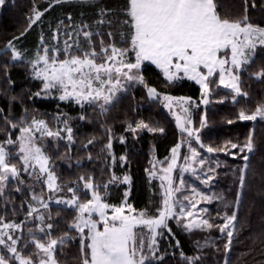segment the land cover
Returning <instances> with one entry per match:
<instances>
[{
  "label": "trees",
  "instance_id": "16d2710c",
  "mask_svg": "<svg viewBox=\"0 0 264 264\" xmlns=\"http://www.w3.org/2000/svg\"><path fill=\"white\" fill-rule=\"evenodd\" d=\"M33 7L43 12V15L29 28L28 18L33 14ZM126 7L127 0H92V3L71 0L70 3L61 4H54L53 0H6L0 6V142L9 137L16 140L20 133L19 127L27 126L33 118L44 120L51 130L62 129L63 133L57 138L39 139V145L50 158L51 171L57 178L59 190L49 191L41 184L37 191L53 200L72 197L73 193L68 188L78 189L76 195L80 197V202H86L90 195L83 185L91 178L93 185L99 186L100 194L107 191L106 199L110 204H120L128 189L127 199L132 207L138 212L147 209L148 215L154 216L157 214L156 209L162 206L163 197L158 181L149 177L150 168L154 161H167L171 149L188 137L187 132L176 125L177 116L164 105L162 96L188 97L192 101H200V87L183 76V79L169 83L160 69L143 63L141 74L149 87L156 88L159 97L149 98L147 88L136 83L128 87L127 91H120L113 103L105 106L107 110L102 111L99 107L101 102L81 106L72 101H60L57 97L35 96L43 84L34 78L31 64L28 63L31 56L44 46L63 49L69 32L73 33V39L68 42L73 43V40L78 39L81 45H85L82 32L93 33L92 40L97 51L101 40L106 45L115 43L118 48H129L131 30L123 23L127 19L124 12ZM101 8L106 9L104 14H101ZM245 9L249 22L264 27V0H218V11L222 17L238 19L244 15ZM69 15L71 20L68 19ZM84 25L87 27L84 28ZM77 32L81 33L78 37ZM110 32L113 34L111 38L108 36ZM121 34L127 43L122 40ZM53 35H57V38L53 39ZM14 37L19 39L15 40ZM9 41L18 43L25 55L23 58L12 61L11 50L6 48ZM129 54L133 61L135 54L132 51ZM223 54V51L219 53L221 57ZM63 58L61 55L60 59ZM261 69H264V47L258 46L253 62L240 74L241 90L248 95L237 96L234 101L235 94L221 87L219 74L216 73L209 77L210 81H215L209 85V103H198L192 112L193 129L198 130L200 138L199 142L193 140L192 143L201 152L209 168L215 169V172L210 173L215 179L205 186L213 199L204 202V207L209 211L203 212V217L214 225H221L225 213L231 215L236 212L231 251L225 253L227 236L217 227L186 231L177 225L175 219H170L168 226L172 230L171 234L165 230L164 236L159 238L157 255H162L163 260H153L152 264H188L185 257L196 256L200 257L198 264H225L226 260L229 264H264V120H237L241 109L251 112L258 104L264 103V80L255 76ZM201 70L205 72L204 68ZM81 116L85 119H80ZM204 117L207 123L201 127ZM65 120L67 127L72 128L71 141L63 131ZM228 120L235 122L228 124ZM141 121L150 127L163 128L164 131L137 129L133 132L129 129V125L135 127ZM11 124L17 127L12 128ZM184 126L188 128L185 122ZM249 133L253 136L255 150L247 153L249 167L244 170L245 184L241 188L240 169L245 161L240 155L243 153L235 157L223 151L209 153L200 144L221 148L230 140L243 145ZM90 140L92 143H89ZM109 143L115 157L114 166L111 165V151L107 147ZM228 148L232 152L238 151L231 149L230 145ZM8 150L12 153L11 162L16 163L18 168L22 167L18 157L13 156L15 148L8 147ZM115 173L126 174L130 183L120 184L117 180L109 183ZM81 177L84 179L81 180ZM20 179L23 183L10 180L0 195V217L16 223L25 221L18 247H23V238L28 236L29 228L35 231L38 225L44 226L35 219L37 213L45 217L44 224L53 225L50 238L55 239L68 231L77 211L67 205L49 203L47 209L41 207L31 220L29 217L25 220L28 205L35 203L31 195L33 183L23 173ZM105 184L108 185L107 189L104 188ZM17 188L20 191H16ZM237 194L239 204L236 203ZM35 234L44 236L38 231ZM71 235L77 238L57 250L59 264H82L79 234L73 230ZM176 241H179L178 247ZM30 250L32 246L25 250V254Z\"/></svg>",
  "mask_w": 264,
  "mask_h": 264
},
{
  "label": "snow or ice",
  "instance_id": "6c2138e0",
  "mask_svg": "<svg viewBox=\"0 0 264 264\" xmlns=\"http://www.w3.org/2000/svg\"><path fill=\"white\" fill-rule=\"evenodd\" d=\"M70 2L71 0H53L54 4ZM81 2L92 3V0H81ZM5 3L6 0H0V6ZM49 7H52V4H49ZM105 11L104 8L100 9L101 14H104ZM32 12L33 14L28 18L29 28L43 15V12L35 7ZM124 12L127 19L123 23L128 25L131 30L129 48H118L115 43L106 45L101 40L99 51H97L92 40L93 33L83 31L85 45H81L78 39L69 43L68 41L73 39V33L69 32L63 49L44 46L42 50L37 51L35 59L28 63L31 64L34 78L40 79L43 87L40 92L34 95L37 97L49 96L55 89L60 93L58 96L60 101L72 98L81 105L102 101L99 107L102 111H106L105 106L113 103L117 91H127L128 87L139 83L147 88L149 98H158L160 94L156 88L149 87L139 72L144 61H151L160 68L169 83H174L183 77L195 80L200 85L203 97L201 102L204 104L209 103L210 83H215V81H210L209 77H212L217 71L219 84L232 90L235 94L234 101L237 96L246 97L248 95L241 90L240 74L246 66L253 62L257 47H264V27L249 22L247 9L242 17L229 19L222 17L218 11V0H127ZM68 19L71 20L72 17L69 15ZM60 23L64 22L60 21ZM83 27L86 28L87 25ZM80 34L77 32L76 36L78 37ZM97 35L99 34L97 33ZM112 35L111 32L108 33L109 38ZM52 38L56 39L57 37L53 35ZM121 38L124 40L123 34H121ZM13 39L18 40L19 37ZM41 41H43V37H41ZM124 42L128 41L124 40ZM6 47L11 50L12 61L22 58V53L16 49L12 41H9ZM129 51L135 54L134 63L126 60ZM222 51L224 54L221 57L218 54ZM61 55H63V59H60ZM201 66L207 69L206 74L200 71ZM180 73H183V77L179 75ZM255 76L257 79L264 80V69L255 73ZM121 78L126 83H122ZM163 99L168 102L165 106L171 107L174 100L187 104L191 98L164 95ZM183 111L188 112V108H183ZM258 118L264 120V103L258 104L254 111L248 112L241 109L237 114L239 121H256ZM80 119H85V117L81 116ZM177 122L182 131L187 132L189 137L193 136V130L181 124L179 117H177ZM234 122L228 120L227 123ZM64 123L66 127L63 131L67 133V138L71 141L72 128L67 127V120ZM187 123L190 124L191 120H187ZM206 123V117L202 118L201 127L206 126ZM11 127L16 128L17 125L11 124ZM129 129L133 132L137 129L161 133L164 131L163 128L150 127L143 121L137 123L135 127L129 125ZM19 132L17 140H12L9 137L6 141L0 142V195L4 193L10 180H15L18 184L23 183L20 174L22 171L29 172V169L32 170L29 175L35 174L37 181H40L41 177L46 174V179L43 182L46 183L49 191L59 190L56 183L57 178L49 168L50 158L36 143V133L39 132L41 136L59 137L60 131L53 132L44 120L33 118L27 126H20ZM195 139L199 142L200 138L197 135ZM17 141L19 143L18 160L22 164L20 168L16 163L11 162L12 153L4 146L5 143L13 145ZM89 143L92 141L90 140ZM228 145L231 146V149L238 151H230ZM107 147L110 149L111 143ZM200 147H206L209 153L223 151L233 157L243 153L240 158L245 161V164L240 169L239 184L241 188L244 187V170L249 167L247 153H252L255 150L251 133L243 145L229 140L221 148L205 146L202 143ZM189 148L191 156H185L184 159L196 161L200 153L191 147V144H189ZM172 153L171 162L166 169L162 170L169 174L162 177V179L168 180L169 187L166 190L162 206L156 209V215L149 216L147 209L132 215V213H136V209L127 203L128 192L124 193L125 200L119 206L103 202L98 191L99 186H94L89 178L85 183V189L91 190L92 196L87 202H80V197L76 195L78 189L73 188H68V191L73 193L71 199L56 201L57 204L75 208L77 215L69 224L68 231L55 239L50 238V230L53 225L51 223L44 224L45 217L38 215L35 219L44 226L38 225L35 231L29 228L28 236L23 238V247H18L22 238L17 235V232L23 231L25 221L16 223L0 217V264H59L56 259L57 250L77 238L71 235L73 230L79 234L82 264H152L153 260H163L162 255H157L159 238L164 236L165 230L171 234L172 230L168 226L170 219H175L177 225L186 231L211 230L213 227H217L222 234L226 233L227 242L224 248L227 254L231 251L232 237L237 221L236 212L231 215L225 213L224 223L221 225H214L209 219L199 216L189 219L194 216L193 210L197 209V204L189 200L187 196L184 199L189 203L181 204L177 211L178 201H174L172 197L173 192H178L180 189L173 190L170 177V173L176 166V147L172 149ZM121 159L123 160L124 157ZM198 163L203 166L205 160L201 158ZM219 166L217 163V167ZM193 171L195 170L193 169ZM208 172L213 173L215 169L209 168ZM204 176L205 178L202 180L204 184L215 179L213 175L204 174ZM80 179L83 180L84 177ZM116 179L113 176L109 183ZM123 182L130 183V178L125 176ZM107 187L108 185L105 184L104 188L107 189ZM16 191H20V189L17 188ZM193 193L203 201L211 202L213 199V197L196 193L195 189H193ZM216 198L222 199V197ZM32 199L45 209L49 207L43 196L34 194ZM236 203L239 204V194H237ZM227 206L225 205V207ZM109 209H111L110 215ZM198 211L207 213L209 210L201 208ZM36 212L38 209L29 204L25 220ZM94 213L98 215V221L92 219ZM49 218H51L50 215ZM137 228L140 229L139 233L136 231ZM145 228L147 232L144 231ZM85 229L88 230L87 233H85ZM37 231L44 236H37L35 234ZM46 237L47 239H45ZM197 243L200 247L199 242ZM29 246H32V250L25 254V250L29 249ZM176 246H179V241H176ZM185 259L188 264H198L200 261L199 256L185 257ZM225 264H229V262L226 260Z\"/></svg>",
  "mask_w": 264,
  "mask_h": 264
},
{
  "label": "rangeland",
  "instance_id": "374dc122",
  "mask_svg": "<svg viewBox=\"0 0 264 264\" xmlns=\"http://www.w3.org/2000/svg\"><path fill=\"white\" fill-rule=\"evenodd\" d=\"M55 36H57V35H55ZM14 45H15V47H16V49L17 50H19L21 53H22V51L19 49V46H18V43L15 41V42H12ZM7 48V47H6ZM8 49V48H7ZM35 55H36V53L35 54H33L32 56H31V58H30V60H33V59H35ZM25 55H24V53H22V58L24 57ZM126 60H127V62H132V63H134L135 62V56H134V59H133V61H131V59H130V54H129V52H128V55H127V57H126ZM143 63H149V64H152V65H154L155 67H157L155 64H153V63H151V61H144V62H142V64H141V67H140V69H139V72H140V74H141V68H142V65H143ZM158 68V67H157ZM158 69H160V68H158ZM161 70V69H160ZM162 71V70H161ZM200 71L201 72H203V73H207V70L204 72V71H202L201 69H200ZM33 72V71H32ZM217 73H218V71H217ZM216 74V73H215ZM214 74V75H215ZM33 75H34V73H33ZM180 76H183V73H180L179 74ZM184 78H186V79H188L187 77H184ZM40 80V79H39ZM189 80V79H188ZM191 81H194L195 83H196V81L195 80H191ZM121 82L122 83H126L124 80H123V78H121ZM43 84V83H42ZM197 84V83H196ZM127 85V84H126ZM199 87H200V85L199 84H197ZM221 87H223V85H221ZM224 88V87H223ZM226 89H228V88H226ZM201 90V89H200ZM231 90V89H230ZM120 91H117V93H116V95L119 93ZM59 92H57L55 89H53L52 91H51V95H49V96H51V97H57L58 98V96H59ZM164 96V95H163ZM163 96H162V99H163ZM209 97V96H208ZM202 99H203V97H202V94H201V99H200V101H192L191 99L188 101V103L187 104H183V102H177V101H173L172 102V105H171V107H168L171 111H174L175 113V115L177 116V117H179V118H183L184 119V122H185V124L187 125V127L188 128H190V129H192L193 130V136L192 137H186L185 139H182V140H180L179 142H178V144L176 145V146H174V147H176L177 148V160H176V166L173 168V170H172V172L170 173V177H171V187L173 188V190H175L176 188H179L180 189V191H178V192H176V191H174L173 192V197H172V199L174 200V201H178V203L176 204V210L178 211L179 210V207H180V205L181 204H185V205H187L188 203H189V201L188 200H185L184 199V197L185 196H187L188 198H189V200H191L193 203H196L197 204V209H195V210H193V212H194V216L193 217H191V218H189V219H195L197 216H199V217H202V218H204L203 217V212H199L198 210L199 209H201V208H205L204 206V202L205 201H203V200H201L200 199V197L199 196H197V195H195L194 193H193V189H195L196 190V193H201V194H203V195H205V196H209L210 197V195H209V193H208V191H206V184H204L203 182H202V180L205 178V176H204V174H209L210 175V173L208 172V170H209V166H208V164H207V162L205 161V164L203 165V166H201L199 163H198V161H199V159H201L202 158V155H201V152L198 150V148H196L194 145H193V140H196L195 139V137L197 136V131L196 130H194L193 129V120H192V112H193V110L198 106V103L200 104V105H205L204 103H202L201 101H202ZM66 101H72L73 103H75V104H78V103H76V101H75V99H72V98H70V99H68V100H66ZM98 102H101L102 103V101H98ZM163 102H164V105H166L168 102L167 101H165L164 99H163ZM78 105H81V104H78ZM87 105V103H85V104H83V105H81V106H86ZM188 108V112H184L183 111V108ZM191 120V123L190 124H188L187 123V120ZM31 123V122H30ZM29 123V124H30ZM50 129V128H49ZM53 132H56V131H60V136L63 134L62 133V129H57V130H52ZM19 135H20V133H19ZM19 135H18V137H19ZM17 137V138H18ZM42 137H49V136H41L40 135V133L39 132H37L36 133V143H37V145L38 146H40L39 145V139L40 138H42ZM51 137H53V138H57V136H51ZM17 140V139H16ZM189 144H191V147H193V148H195L196 150H197V152H199L200 153V155L197 157V159H196V161H193V160H191V159H189V160H185L184 159V157L185 156H191V151H190V148H189ZM177 146H179V147H177ZM8 147H14L15 148V150H14V153H13V156H16V157H18V153H19V143H18V141H17V143L16 144H13V145H8L7 144V146L5 147L6 149H8ZM41 147V146H40ZM173 147V148H174ZM42 148V147H41ZM172 148V149H173ZM172 149H171V152H170V155H169V157H168V159H167V161H165V162H163V161H154L153 162V164H152V166H151V168H150V171H149V177H150V179L151 180H157L158 181V183H159V185H160V188H161V192H162V201L164 200V198H165V193H166V190L168 189V187H169V183H168V180L167 179H162V177H165L166 175H169V174H166L164 171H162L163 169H166L167 167H168V165H169V163L171 162V160H172V156H173V153H172ZM42 150H43V148H42ZM110 156H111V165L112 166H114V164H115V157H114V153H113V150H112V145H111V148H110ZM43 152H44V150H43ZM44 154L46 155V153L44 152ZM47 156V155H46ZM204 159V158H203ZM205 160V159H204ZM49 168H50V170H51V166H50V162H49ZM185 169H187V170H185ZM193 169L195 170V171H193ZM32 170L31 169H29V172H31ZM37 171H38V169H37ZM29 172H21V173H23V174H26V176L28 177V178H30L31 180H32V188H31V195H32V197H33V195L35 194L36 196H43V194L41 193V192H39V191H37L38 190V188H40L41 187V184H44V186H45V188H46V190H48V188H47V185H46V183H44L43 181L46 179V174L44 175V176H42L41 177V180L40 181H37L36 180V178H35V174H33V175H29ZM154 173V174H153ZM55 175V174H54ZM125 176H127L126 174H120V173H115V177L117 178L116 180H117V182H119L120 184H125V185H128L129 183H125V182H123V179H124V177ZM193 179V180H192ZM199 183V185H197V183H196V181ZM181 181H183V183H181ZM83 188H84V190L90 195V198L89 199H91V196H92V193H91V190H88V189H85V183H84V185H83ZM108 188V187H107ZM206 188V189H205ZM125 192H128V189L127 190H125ZM106 194H107V191L104 193V194H100L101 195V198H102V200H103V202H105V203H108V204H110L108 201H107V199H106ZM43 198H44V200H45V202H47L48 204L49 203H56V201L57 200H59V199H71V197H68V198H55V199H50V198H48V197H44L43 196ZM127 198H128V196H127ZM124 200H125V198H124ZM123 200V201H124ZM35 203L32 205L33 207H36L37 209H39V208H41V206H40V204L37 202V201H35V200H33ZM122 201V202H123ZM87 202V201H86ZM121 202V203H122ZM120 203V204H121ZM127 203L128 204H130L129 202H128V199H127ZM57 204V203H56ZM120 204H118V205H116V206H119ZM62 205H64V204H62ZM110 205H114V204H110ZM43 208V207H42ZM108 213H109V215L111 214V209H109L108 210ZM138 213V211H136V213H132V215H136ZM34 215H35V213H33V216L32 217H29V220H31L33 217H34ZM38 215H41L40 213H37L36 215H35V217L36 216H38ZM92 219H94V220H99V217H98V215H96L95 213L93 214V216H92ZM169 221V220H168ZM41 227H43V226H41ZM87 229H85V233H87ZM136 231H137V233H139L140 232V229L139 228H137L136 229ZM144 231L145 232H147V229L145 228L144 229ZM21 232H17V235H20L21 236ZM38 234H42V233H39L38 232Z\"/></svg>",
  "mask_w": 264,
  "mask_h": 264
},
{
  "label": "water",
  "instance_id": "95a60500",
  "mask_svg": "<svg viewBox=\"0 0 264 264\" xmlns=\"http://www.w3.org/2000/svg\"><path fill=\"white\" fill-rule=\"evenodd\" d=\"M176 125L178 126V122H177V117H176V121H175ZM180 123L184 125V122H183V118H180ZM181 128V127H180Z\"/></svg>",
  "mask_w": 264,
  "mask_h": 264
},
{
  "label": "crops",
  "instance_id": "0c3cea01",
  "mask_svg": "<svg viewBox=\"0 0 264 264\" xmlns=\"http://www.w3.org/2000/svg\"><path fill=\"white\" fill-rule=\"evenodd\" d=\"M219 55V54H218ZM203 68V66H201V68L200 69H202ZM205 69V71L207 70L206 68H204ZM219 74V73H218Z\"/></svg>",
  "mask_w": 264,
  "mask_h": 264
}]
</instances>
